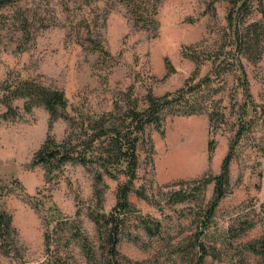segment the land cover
I'll use <instances>...</instances> for the list:
<instances>
[{
	"label": "rangeland",
	"instance_id": "374dc122",
	"mask_svg": "<svg viewBox=\"0 0 264 264\" xmlns=\"http://www.w3.org/2000/svg\"><path fill=\"white\" fill-rule=\"evenodd\" d=\"M127 1L16 0L0 16V81L29 78L63 89L73 106L93 113L110 110L116 100L130 93L144 107L150 91L162 96L176 92L191 77L198 81L206 76L212 63L205 62L198 69L184 48L213 46L227 25L228 1L162 0L155 27L143 21L137 25ZM258 16L255 12L249 20ZM24 20L28 21L27 34L22 31ZM88 38L101 43L110 55L92 48ZM168 63L174 67L171 73ZM244 63L259 116L236 144L229 193L217 208L211 235L204 239L209 251L205 264L255 263L258 258L245 251L244 245L264 233V54L260 61L244 59ZM214 86L218 92L208 90V94L220 101L228 118L214 136V153L208 149L212 138L208 111L194 116L170 114L163 131L148 127L139 144L134 190H145L150 200L136 192L130 199L140 213L160 220L163 232L151 237L134 221L130 230L138 239L125 237L120 244L121 253L131 260L126 264L198 263V249L190 244L198 230V213L213 197L214 183L198 200L170 203L167 197L181 187V181L218 174L235 137L237 111L243 103L235 72ZM13 106L15 115L4 118L6 107L0 104V206L13 216L18 251L8 257L0 255V264H43L50 257L44 211L33 207L30 198L39 201L42 194L38 191L47 190L69 218L75 219L81 210L78 219L83 230L97 242L95 224L87 215L95 205L94 179L88 168L69 163L47 182L44 167L32 165L34 155L50 135L63 139L70 123L59 118L51 125V115L43 105L26 109L23 98L14 100ZM181 125L199 131L200 147L187 163L178 157L172 138ZM106 182L109 189L103 204L109 211L116 201L118 181ZM244 218L253 221V227L225 241L230 229ZM56 240L64 264H90L68 229L60 230Z\"/></svg>",
	"mask_w": 264,
	"mask_h": 264
},
{
	"label": "trees",
	"instance_id": "16d2710c",
	"mask_svg": "<svg viewBox=\"0 0 264 264\" xmlns=\"http://www.w3.org/2000/svg\"><path fill=\"white\" fill-rule=\"evenodd\" d=\"M86 2L97 0H85ZM162 0H128L127 4L135 23L140 21L155 27L158 16L159 3ZM215 1L212 0L213 4ZM230 3L226 16L227 25L222 34L211 48L200 50V46L193 45L186 50L185 55L194 60L199 69L205 62H211L212 68L205 77L196 80V76L189 78L183 87L176 92L158 96L151 91L146 97V106L141 107L132 93L116 100L110 110L89 112L70 103L65 91L50 87L35 80L6 79L0 81V104L6 107L2 117L15 115L13 101L25 99L26 109L43 105L51 115V122L63 118L70 123L67 135L58 140L54 135L47 137L45 142L35 153L32 165H42L46 171L47 182H51L55 175L66 164L81 165L89 169L94 179V206L88 208V217L96 227L97 242L83 230L76 212V218H69L53 200L50 191H38L42 194L39 201L31 203L36 209L44 211L43 222L46 228L45 246L49 260L43 264H64L61 261L62 250L56 238L58 234L68 229L71 236L79 242L81 251L90 264H126L131 260L120 251V244L125 237L137 240L130 227L142 228L149 236L162 235L163 224L160 220L140 213L132 203L130 194H136L143 199L150 200L143 189L135 191L138 179V147L148 127L153 126L163 131L164 121L172 115H193L209 112L210 133L209 152L214 153L216 140L214 136L222 125L227 124L228 118L220 106V101L210 96L208 90L218 92L215 83H220L226 76L235 72L238 91L243 97L237 111L236 133L230 144L218 174L206 173L201 179L181 181V187L172 190L168 195V202L182 203L198 200L203 197L207 186L214 183L212 199L205 208L198 213V230L191 247L198 249L197 264H205L209 254L204 239L211 235L210 227L218 206L229 193L231 164L236 144L247 134L258 119V106L251 90L244 59L252 62L260 61L264 54V0H223ZM16 0H0V16L6 8L13 7ZM257 3L258 9L255 8ZM258 10V11H257ZM258 18L249 20L253 14ZM28 21L24 20L22 31L29 32ZM92 48L103 56L110 53L104 46L93 38H88ZM174 67L168 63V73ZM264 151V148H261ZM107 179L118 181L116 201L113 207L105 209V194L109 189ZM170 186V185H167ZM185 186V187H184ZM263 212H264V203ZM254 223L247 218L240 221L239 226L230 229V238H237L253 227ZM18 230L13 222V216L0 206V255L11 256L18 251ZM244 250L252 253L258 259L252 264H264V233L255 240L244 245Z\"/></svg>",
	"mask_w": 264,
	"mask_h": 264
},
{
	"label": "bare ground",
	"instance_id": "6f19581e",
	"mask_svg": "<svg viewBox=\"0 0 264 264\" xmlns=\"http://www.w3.org/2000/svg\"><path fill=\"white\" fill-rule=\"evenodd\" d=\"M186 128V127H185ZM184 127H180L176 130L177 133L174 134V142L178 149V157L182 161H188L192 155H195L198 152L199 146V131L196 129L190 128L186 130ZM173 142V141H172ZM187 163V162H186ZM185 165L182 167L184 170ZM186 169V168H185Z\"/></svg>",
	"mask_w": 264,
	"mask_h": 264
}]
</instances>
